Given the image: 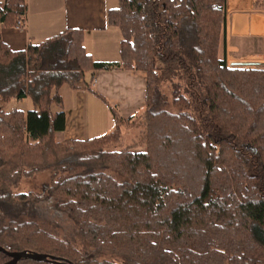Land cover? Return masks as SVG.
Masks as SVG:
<instances>
[{
  "label": "trees",
  "instance_id": "1",
  "mask_svg": "<svg viewBox=\"0 0 264 264\" xmlns=\"http://www.w3.org/2000/svg\"><path fill=\"white\" fill-rule=\"evenodd\" d=\"M226 5L119 0L108 23L122 32L121 60L97 62L81 29L13 51L2 28L26 20L28 2L0 0L1 246L74 264H264V67L227 65ZM254 8L264 12V0ZM112 69L146 72L143 115L124 119L111 106V133L58 140L60 88L107 101L85 75ZM173 78L170 99L161 83ZM26 99L29 111L4 109ZM128 126L143 128L144 150H109ZM43 172L45 191L15 190ZM67 221L74 237L51 230ZM9 260L0 252V264Z\"/></svg>",
  "mask_w": 264,
  "mask_h": 264
},
{
  "label": "crops",
  "instance_id": "2",
  "mask_svg": "<svg viewBox=\"0 0 264 264\" xmlns=\"http://www.w3.org/2000/svg\"><path fill=\"white\" fill-rule=\"evenodd\" d=\"M256 0H227L226 60L230 68L264 67V12L255 10ZM24 27L2 28L3 41L13 50H26L69 29L85 33L84 47L97 62H119L122 32L108 23V11L118 0H27ZM223 55V49H221ZM93 88L104 101L84 88L64 84L60 88L66 127L62 140H85L111 133L116 125L111 106L122 118L135 120L146 107L147 74L142 70L112 69L87 72ZM29 111L30 99L4 105ZM125 128V127H124ZM123 128V131H124Z\"/></svg>",
  "mask_w": 264,
  "mask_h": 264
},
{
  "label": "rangeland",
  "instance_id": "3",
  "mask_svg": "<svg viewBox=\"0 0 264 264\" xmlns=\"http://www.w3.org/2000/svg\"><path fill=\"white\" fill-rule=\"evenodd\" d=\"M119 3V0H118ZM178 82L177 78H173L171 80H165L161 83V88L163 91L168 95L170 99L173 97V83ZM14 102V101H12ZM11 103V102H10ZM172 110L177 111L179 110L177 107L172 106ZM140 118V117H139ZM143 128L138 127V126H128L124 128L122 138L120 139L119 142L116 144H112L108 149L109 150H121L124 148H127L131 145L136 144V147L134 150L136 151H142L145 148V143L143 142ZM57 137V135H56ZM58 140H60L59 137H57ZM109 174H111L117 181L123 182L126 180L125 177L120 175L119 173L113 171L112 169H107L106 170ZM50 182V174L48 172H43V173H37L31 178L24 179L21 182V185L16 188V191L19 192H29V191H34L37 193H40L41 191H45L49 185ZM51 230L58 234L61 237H66V238H72L74 237V231H73V226L72 223L67 221V222H60V226L57 228H51Z\"/></svg>",
  "mask_w": 264,
  "mask_h": 264
},
{
  "label": "water",
  "instance_id": "4",
  "mask_svg": "<svg viewBox=\"0 0 264 264\" xmlns=\"http://www.w3.org/2000/svg\"><path fill=\"white\" fill-rule=\"evenodd\" d=\"M0 252L6 253L10 257V260L3 264H17L22 259H31L35 261L55 262V263H63V264H74L71 261H63L47 253H40L29 250L8 251L6 248H4L1 245H0Z\"/></svg>",
  "mask_w": 264,
  "mask_h": 264
},
{
  "label": "built area",
  "instance_id": "5",
  "mask_svg": "<svg viewBox=\"0 0 264 264\" xmlns=\"http://www.w3.org/2000/svg\"><path fill=\"white\" fill-rule=\"evenodd\" d=\"M24 25H25V20L23 18H19L16 27L20 28V27H24Z\"/></svg>",
  "mask_w": 264,
  "mask_h": 264
}]
</instances>
